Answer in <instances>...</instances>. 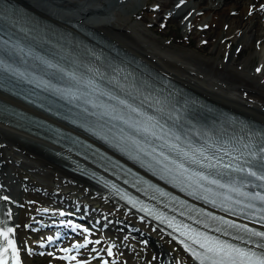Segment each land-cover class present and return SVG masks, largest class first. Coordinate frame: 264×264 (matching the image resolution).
<instances>
[{
  "label": "bare ground",
  "instance_id": "1",
  "mask_svg": "<svg viewBox=\"0 0 264 264\" xmlns=\"http://www.w3.org/2000/svg\"><path fill=\"white\" fill-rule=\"evenodd\" d=\"M12 1L32 14V17L36 20L48 21L47 23L50 25L55 24L57 29L66 33L71 39L87 42L96 49L106 52H111V49L114 48L122 51L131 59L143 65L147 75L168 79L181 87L184 92L204 98L219 110H224L246 119L259 128H264V111L255 112L253 106L245 103L252 102L256 104L258 102L264 105V77L260 74L263 71V65L260 66L259 72L246 73L247 69L244 68L242 63H233L236 57L247 50L246 67H250L253 57L257 55L256 53L260 54L264 50V9H259L260 6H264V0H153L157 5L148 8L151 16L153 15L155 18V22H151L152 26L155 25L157 20H162L165 17L164 12L166 13L167 8H170L169 12L174 13L172 17L174 19L185 17V20L200 25L204 23L210 26L214 25V32L218 37L224 36V39H229L231 36V39L237 40L231 52H226L227 50L225 51V49L219 47L217 52L219 55L221 53L228 54L221 61L214 62V59H201L197 56H193V58L199 63L198 68L200 67L201 70L207 73H212L228 84V87L237 90L241 95L240 98L243 99V106L233 104L232 99L222 98L217 96L215 91L197 85L193 81L194 79L192 80L190 77V75L197 76V68L193 70L186 66L189 75L184 74L185 76H183V74L179 75L154 61L152 58L154 56L149 55L151 51L127 31L128 26L124 25V22L110 21V17L109 20L93 19L91 15L94 11L101 10L100 8L93 11L91 8H86L85 10H79L75 15L66 13L61 15L48 10V8H43V5L38 2L35 3L31 0ZM58 1L59 4L67 2V0ZM134 3L135 0H124L122 6L127 5L124 8L126 13L133 12ZM230 9H233L236 13L230 14ZM113 11L117 14L119 9L114 8ZM249 11L254 14L257 13L255 15L257 19L254 22H251L253 16H249ZM245 15L248 17L247 19H243ZM168 17L166 15V19L170 18ZM141 18L151 19L146 14H142ZM208 31L209 29L201 28L197 31V34L204 35ZM236 34H239L237 38ZM205 48L206 44H202L200 47L202 50ZM169 64L166 63V65ZM171 66H176V64ZM234 66L236 68L240 66L241 70L234 69ZM241 99L239 100L242 101ZM0 101L20 108L27 113H32L79 135L165 185L147 170L136 166L132 160L113 147L86 131L67 123L65 120L31 106L1 90ZM25 128L15 127L0 120V197L8 198L7 200L1 199L2 217L5 222H8V227L14 229L11 238L16 242L20 264H30L29 255L25 251V246L28 243L24 228L25 225L33 223V215L26 210L28 198H38L40 200L42 208L38 210L39 214L49 211L50 209L47 207L49 205L58 216L66 219L65 222L71 220L66 212L73 211L87 216L100 225L103 224L104 230L110 237L109 242L117 243L124 248L122 263L117 262L116 264H198L164 229L157 226L153 221L147 220L148 222L145 225L142 224L143 217H140V220L136 212L115 200L106 190L100 188L91 180L72 171L71 168L83 165L103 176L115 179L136 194L144 196L143 192L88 159L82 154L81 149L76 151L55 140L37 135L31 132L32 126L29 129ZM34 129L39 130L38 128ZM51 136L57 138L55 135ZM174 188L173 191L198 202L194 197ZM61 209H64L63 214L60 211ZM233 217L264 227L263 223L254 222L242 216L235 215ZM51 240H55V235L46 236L41 242L48 243ZM167 241H170V243ZM162 242L163 244H160ZM68 245L76 246L73 243ZM106 245H109V243ZM31 249H34L33 245ZM71 261L74 260L68 262ZM68 262L60 261L62 264ZM54 264L59 263L55 260Z\"/></svg>",
  "mask_w": 264,
  "mask_h": 264
},
{
  "label": "rangeland",
  "instance_id": "2",
  "mask_svg": "<svg viewBox=\"0 0 264 264\" xmlns=\"http://www.w3.org/2000/svg\"><path fill=\"white\" fill-rule=\"evenodd\" d=\"M31 1H34L35 3L37 2L40 3L41 5H43L42 6L43 8H50L51 10H57L58 12H60L59 14L61 15H63L64 13L70 14L69 12L74 10L79 11L81 9L85 10L86 8H91L93 11L96 8L97 9L100 8L101 10L98 9L94 11L93 14L91 15L93 19L97 18L98 20L99 19L109 20L110 17V21L113 20L115 22L118 21L124 22L123 24L128 26L127 31L130 32L139 41H141V43L145 45L149 51H151L149 55L152 54L154 56L152 57L154 61H157L160 65H162L166 69L174 71L179 75L183 74V76L189 75L187 73L188 71L186 69V66L192 68L193 70L197 68L196 69L198 70L197 76L190 75L192 80L194 79L193 81L197 85L212 90L213 92L215 91V94H217V96L226 99H232L233 101L231 102L233 104H238L240 106H243V99L240 98L241 95L237 90L228 87L227 86L228 84H226L223 80H220L219 78L214 76L212 73L210 72L207 73L201 70L200 67L198 68L199 63L193 58V56H197L198 58L201 59L209 58V59H214V62H216V61H221L222 58L228 56V54L226 55L225 53H221V55H219V53H217L219 47H221L223 50L225 49V51L227 50L226 52H231L233 50V47L235 46L237 40L231 39V36L229 39H224L223 38L224 36L218 37L214 32V28H215L214 25L207 26L206 23L200 25L197 23L190 22V20H185L186 19L185 17L182 19H174L172 18L174 13L171 14V12L168 13L167 11L166 13L164 12V15L166 16L167 14H169L170 18L168 17L169 19H166V17H164L162 20L156 19L157 21L155 25L152 26V23L155 22V18L153 17V15L151 16L148 8L157 5V3H154L153 0H135L132 13L130 11L129 13H126L124 8L127 5L125 7L124 5L122 6L123 3L120 2L119 0H74V1L67 0V2L60 4L57 3L59 2L58 0H37V1L31 0ZM62 6H64V8H62ZM114 8L119 9L120 12L118 11L116 14L115 11H113ZM169 9L170 8H167V10ZM235 13L236 12H234L233 9H230V14H235ZM142 14H146L151 19H142L141 18ZM256 14L254 13L249 14V16H253L251 22H254L257 19V17L255 16ZM247 18L248 17H246V15L243 17V19H247ZM200 28L207 30L209 29V31L204 35L197 34L198 33L197 31ZM238 35L239 34H236V38L238 37ZM229 42L230 44H228ZM202 44H206V48L203 50L200 49ZM185 54L187 55L185 56ZM256 54L257 55L253 57L252 64L250 67L249 66L246 67V59H247L246 57L248 55L247 50L243 51V53L236 58L234 55L233 57L235 58V60L233 63H242L244 65V68L247 69L246 73L257 71L256 68L259 69L260 66L263 65L262 67L263 71L260 74L264 76V50H262L260 54L258 53ZM165 62L170 63L171 65L176 64V66H171L170 64L166 65ZM239 67L236 68L234 66L233 68L234 69L236 68L237 70H241ZM239 99H241L242 101H240ZM245 103L247 105L248 102ZM262 108H264V105L260 103H256L255 106L253 107L255 112L261 110ZM34 201H35L34 203L32 202L27 205L26 209L28 213H33V214L38 213L37 211L40 205L38 204L39 202L36 198ZM45 235H47L45 232L39 235V234H33L27 230L26 238L29 241V243H33V241H35L34 240L35 238L40 239ZM94 237H95L94 244L102 245L103 241H100V243H95L96 241H99L98 239L101 237L100 233L95 234ZM115 256L117 260H120V258L122 257L120 251L115 253ZM29 258H30L29 260L30 264H51V261L53 260L52 255L41 256L35 254L33 256H30Z\"/></svg>",
  "mask_w": 264,
  "mask_h": 264
},
{
  "label": "snow or ice",
  "instance_id": "3",
  "mask_svg": "<svg viewBox=\"0 0 264 264\" xmlns=\"http://www.w3.org/2000/svg\"><path fill=\"white\" fill-rule=\"evenodd\" d=\"M257 71L259 72L260 69H257ZM118 103L125 105V107L130 108L132 112H136L138 115H143V113H140L137 108L132 107L125 100H119ZM119 118L122 119V117ZM153 119L154 118L151 116L146 117V120L148 121H152ZM125 123H127V121H125ZM156 126L155 123L151 125L152 128H155ZM133 127H135V125H133ZM143 131L157 139L163 138L157 137L156 133L151 131L149 127H144ZM133 144H136L135 140H133ZM171 147L178 149L179 146L172 145ZM244 147L248 149L247 157L249 158H245V155L241 153L238 156L232 157L233 163L227 164H221L220 157L206 155V150H199V156L202 157V159H197L195 155L190 157L188 152L182 151L180 153L185 160H190L192 163L199 164L202 168L211 170L222 167L224 169H230L231 173H237L239 176H231L230 173H220L218 171L215 173L209 171L207 174L204 172H191L190 175L185 176V174L189 173L191 170L186 168L183 162L174 160L163 152H160L159 155L162 156L164 160L176 164L178 175L185 176V179L192 180L193 176L198 177L197 180L193 181L197 186L203 187V184H201V181H203L208 184L216 185L218 188H226L229 193H235L236 196L242 197L243 200L236 199L234 201V204L242 205L239 209L240 214L245 213L246 210H253L254 213H260L259 219L264 221V194L261 192L253 194L244 191V189L251 184V181L247 179L248 177L264 182V144H261L257 151H253L251 145H245ZM140 151L144 150L140 149ZM156 151V148H152V152ZM152 152H145V155H151ZM227 154L228 153L225 152V155ZM153 159L156 160L157 164L163 163V161L156 159V157H153ZM204 161H207V163ZM164 168L169 173L172 172V169L168 168L167 165H164ZM224 175L230 176L227 183H221V179L217 178L218 176L222 177ZM253 186L264 189V183ZM161 195H164V193H161ZM0 199L7 200L8 198L0 197ZM224 200L233 201V197L231 195H224ZM211 202L213 204L216 203L215 200ZM141 210L144 211L146 209ZM227 210L231 211L232 209L229 207ZM211 218L214 220H220L224 225L222 228H216V232L230 235L228 229H235L237 232L243 233V235L234 236L232 239L239 241V243H233L229 240H222L218 236H211L206 232L193 229L187 224L175 225V228L180 232V235L186 237V239L191 242L190 244H184L185 249L190 251L192 256L197 259L200 264H264V231L249 228L246 224H238L234 221L224 220L222 217ZM197 222L199 223V221ZM168 223L170 227L173 226L172 220H169ZM3 224L4 222L0 221V225ZM204 226L208 227L207 224ZM12 233H14L13 228L6 226L0 227V264H20L16 242L11 238ZM181 242L184 243L183 241ZM89 243L91 242L89 241ZM95 243H100V241H96ZM193 245L198 246L199 250H197L196 247H193ZM76 247H80V245H77ZM64 251L68 252L69 249H64ZM107 251L108 255L111 256V246ZM9 257H11V260ZM66 259L75 260L76 257H66ZM103 264H108V261H104Z\"/></svg>",
  "mask_w": 264,
  "mask_h": 264
}]
</instances>
